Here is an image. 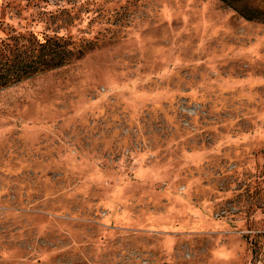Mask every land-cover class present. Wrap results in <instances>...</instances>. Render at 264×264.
Segmentation results:
<instances>
[{
  "label": "rangeland",
  "instance_id": "rangeland-1",
  "mask_svg": "<svg viewBox=\"0 0 264 264\" xmlns=\"http://www.w3.org/2000/svg\"><path fill=\"white\" fill-rule=\"evenodd\" d=\"M0 264H264V20L0 0Z\"/></svg>",
  "mask_w": 264,
  "mask_h": 264
},
{
  "label": "trees",
  "instance_id": "trees-1",
  "mask_svg": "<svg viewBox=\"0 0 264 264\" xmlns=\"http://www.w3.org/2000/svg\"><path fill=\"white\" fill-rule=\"evenodd\" d=\"M228 5L236 9L243 17L247 19H263L264 20V8L256 6L254 1L256 0H222ZM68 50L67 45L62 44L59 39L45 38L39 43L37 50H31L27 60L20 61L18 66L20 72L16 76V80L12 83L28 78L32 76L37 70L46 71L55 67L62 66L68 62ZM8 80L4 81L1 85H8ZM261 236L256 232L253 236Z\"/></svg>",
  "mask_w": 264,
  "mask_h": 264
}]
</instances>
